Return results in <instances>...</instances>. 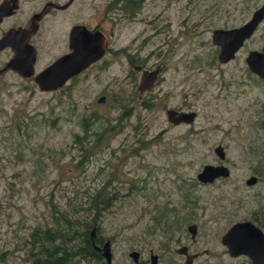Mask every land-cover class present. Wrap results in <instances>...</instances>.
Listing matches in <instances>:
<instances>
[{"label": "rangeland", "instance_id": "rangeland-1", "mask_svg": "<svg viewBox=\"0 0 264 264\" xmlns=\"http://www.w3.org/2000/svg\"><path fill=\"white\" fill-rule=\"evenodd\" d=\"M110 1L82 0L73 7L84 11L80 21L112 29V50L121 51L107 71L88 72L76 86L53 94L38 92L13 73L0 77V264H29L24 244L32 230L52 227L50 203L85 215V192L111 173L117 201L97 229L112 240V264H128L130 251L144 242L160 246L161 232L150 233L162 225L165 209H176L165 211L170 220L188 210L196 215L226 210L233 218L264 204V176L256 187L245 186L254 170L264 169L259 127L264 83L243 64L249 51L264 46V20L233 62L214 64L211 43L214 30L243 25L264 0H145L134 19L118 10L107 14ZM124 50L148 57L151 67H164L163 79L141 98H152L155 106L146 110L134 101L132 115L118 120L122 131L78 166L81 155L73 140L83 135V120L96 114L100 121H114L125 112L121 107L129 97L116 105L111 96L116 83L122 98L123 89L132 90L125 81ZM10 57L1 55L0 67ZM101 95L106 102L98 104ZM166 109L194 111L197 118L191 125H170ZM33 116L40 120L36 126ZM21 121L28 134L18 130ZM137 139L152 142L132 156ZM217 145L224 148L231 175L203 185L196 175L203 166L220 163L213 152ZM185 192L196 201L195 209L185 205ZM216 216L209 226L223 225Z\"/></svg>", "mask_w": 264, "mask_h": 264}, {"label": "flooded vegetation", "instance_id": "flooded-vegetation-1", "mask_svg": "<svg viewBox=\"0 0 264 264\" xmlns=\"http://www.w3.org/2000/svg\"><path fill=\"white\" fill-rule=\"evenodd\" d=\"M4 1L10 0H0V5ZM12 1V5H15L16 9L13 10L11 15L3 17L0 21V39L3 38L11 30H27L30 32L28 45L32 47L36 54L34 77L52 66L63 56L68 55L72 52V50L70 49L69 37L71 31L76 26H83L90 35L95 36V38H99V41L94 40V44L91 45L90 50H92L94 47L95 50L101 48L103 46V42L101 41L102 38L104 40L106 48L104 49L105 53L100 60L90 64L80 74L70 78L63 87L53 92H41L40 90H38L33 83V76L30 79H23L18 73L7 70L0 74V77L6 73H13L19 76L22 80L30 82L40 93H61L62 91L69 90L70 88L76 86L79 83V79L83 76H86L88 72L97 70L107 71L113 64L114 59H117V54L121 50H112V46L110 44V41L114 37L112 29H110L109 32H106V30L99 23L80 21L79 18H84V11L75 12L73 10V7L82 0ZM130 1H132L133 3H137L141 8L145 2V0ZM123 3L124 0H111L106 6V13H114L116 10L121 12ZM140 9L138 10V12L140 11ZM138 12L134 14L133 10L130 9L126 14H123L122 12L121 13L124 16H128L127 18L134 19ZM71 21L74 22L71 23ZM98 33H100L101 35H98ZM247 42H245L241 50L244 48ZM263 47L264 46H262L260 50L254 51L262 52ZM215 49V53L217 56L219 50L217 47H215ZM241 50H239V52ZM124 51L125 55H123V57L127 58L126 67L128 68V70L126 71L125 81H128V83L132 85V90L128 93L127 90L123 89L127 96L125 98H122L120 96L121 90L117 89L116 83L114 85L115 90L111 95L113 102H115L116 105H119L120 99L121 101H124L129 96L134 97V95L135 100L137 99L135 102H138L141 106L144 100H151L150 102H152V98L144 100H142L141 98H143V95L145 93L151 91L154 86L163 79L162 74L164 72V67L162 65L157 66H160L161 69V72L158 75L157 82L150 90H147L144 93L140 94V92L138 91V86L142 78V71H152L157 67H151V64H149V58L146 57L145 60L142 59L140 52H138L136 55L135 53H130L129 50ZM4 53L11 54V57L8 59V61L13 57L11 48H5L4 50H2L0 52V56ZM238 53L230 62H233L237 58ZM105 57L111 58L110 60H104ZM246 57L244 58L243 64L247 68ZM7 62H5L2 67H0V70L5 67ZM259 80L262 81L261 79ZM101 98H104L103 103L106 102V96L101 95V97H99V99L97 100L98 104H103L99 102ZM132 103L133 102L129 103V101H127V103L125 104V112H130V116L133 113L131 106ZM142 108L144 109V106ZM261 111L264 117L263 105H261ZM219 164L221 163H214V165ZM259 168L255 170L257 172H253L250 176L257 179L255 184L247 185L246 182L250 178L249 177L245 181L246 187H256L261 180L260 178H263L262 171H260ZM221 180L226 179L220 178L215 180V182L211 184L203 185L216 184ZM172 211L175 212L176 209L166 210V212L168 213H171ZM223 212L225 214H223ZM215 213H217L218 216H216ZM240 213L245 214V212L242 211ZM212 216L222 218L221 222L223 223V225L209 226V224L213 221L211 219ZM205 217H207V219H204ZM238 223H249L250 226L238 230L237 232H232L228 236L229 231ZM93 229H95L94 233H92ZM156 231H160L161 235L164 236L165 239L160 243V246L156 249L151 247L148 248L150 243L144 242L142 246L134 248L130 251V253L128 254V257L130 259L128 264H264V204L256 210L249 211L247 214H245L244 217H240L238 215L231 218L226 210L215 212L211 211L199 215H196L193 210H188L187 213H185L184 215H180L176 220H170L169 216L166 214V217H164L163 219L162 225H160V227L158 226L157 228H153L150 234H153ZM88 234L92 246V251L96 256L98 263L93 260H89V258L86 257L83 252H80V264H109L107 263L106 258L103 256V252L101 251L103 245L107 241H109L110 243V264H112L114 259V253L112 251V240L102 238V236L100 235V230L97 229V225L88 229ZM257 234H261L260 236L263 240L262 256L260 258L257 257L256 253V243L258 242ZM92 236H94L93 242L91 241ZM223 239L227 243H223ZM93 243L96 247L99 248V250H96ZM144 252H148L147 258H144ZM131 254H133L134 256L131 257ZM121 264L125 263L121 262Z\"/></svg>", "mask_w": 264, "mask_h": 264}, {"label": "water", "instance_id": "water-1", "mask_svg": "<svg viewBox=\"0 0 264 264\" xmlns=\"http://www.w3.org/2000/svg\"><path fill=\"white\" fill-rule=\"evenodd\" d=\"M12 0L4 1L0 5V21L3 17L11 15L13 10L16 9L15 5H12ZM264 20V4L255 10L251 18L243 25L232 29H216L212 32L211 43L217 47L219 52L217 55L218 63L227 64L235 55L241 50L245 42L250 40L257 28ZM98 35H101L98 33ZM30 32L27 30H11L3 38L0 39V52L5 48H11L13 57L6 63L5 67L0 70V74L9 70L18 73L23 79H30L34 77V65L36 62V54L31 46L28 45V38ZM95 38L89 34V32L83 26H76L70 33L69 43L72 52L63 56L57 60L52 66L34 77L33 83L41 92H53L60 89L65 83L72 78L80 74L90 64L100 60L105 53V44L103 38V46L98 50L95 47L90 50L92 44H94ZM85 45V46H84ZM98 54V55H97ZM246 65L250 73L258 77L264 82V47L262 52L251 51L246 57ZM160 66L155 70H143L142 78L138 86L140 94L147 90H150L157 82L158 75L160 74ZM100 103L104 102V98H101ZM165 117L170 125L177 126L179 124L191 125L197 118V113L194 111H176L173 109L165 110ZM214 155L220 161L219 165L207 164L203 166L201 171L196 175L198 182L202 184H211L215 180L230 177V169L224 165L226 160V153L223 146L217 145L214 150ZM255 177H250L247 180V185H253L256 182ZM250 226L249 223H238L228 233V236L232 232H237L245 227ZM95 228V227H94ZM95 229L92 230V233ZM258 235V242L256 243L257 257L262 256L263 240L261 234ZM94 236L91 237L93 242ZM223 243H227L222 241ZM96 250H99L95 246ZM258 250V251H257ZM103 256L106 258L107 263L111 262L110 243L107 241L101 250ZM134 256L133 254L130 255Z\"/></svg>", "mask_w": 264, "mask_h": 264}, {"label": "trees", "instance_id": "trees-1", "mask_svg": "<svg viewBox=\"0 0 264 264\" xmlns=\"http://www.w3.org/2000/svg\"><path fill=\"white\" fill-rule=\"evenodd\" d=\"M141 7L137 3L130 0H124L121 12L126 14L130 9L136 14ZM215 57V56H214ZM217 61V56L214 59V64ZM212 63V62H211ZM212 64V65H214ZM129 103L136 101L135 95L129 96ZM149 110L154 107V102L144 100L142 107ZM122 110L125 111V105H122ZM129 118L130 112H122L121 116L114 121H100L96 114H91L88 119H84L81 126L83 135H75L73 144L80 150L81 160L79 165L83 164L96 150L103 147L107 140L118 135L122 131V126L118 120L124 117ZM40 120L33 116V126L38 125ZM52 125L55 120H52ZM264 132V120L259 126ZM19 131L27 132L28 125L21 121V126H18ZM152 141L137 139V145L131 150L132 156H137L140 151H143ZM102 169V168H101ZM264 176V169L259 168ZM254 172H257L254 170ZM111 178H105L100 182L98 188L92 189L91 192L86 191V207L81 208L85 215L72 214L68 210H58L57 205L51 204L52 227L36 228L32 230L24 245H26L27 259L29 264H80L79 254L83 252L89 260L98 263L97 258L92 251V246L89 239L88 229L98 225L105 214L110 212L114 203L117 201L116 193H113V185L115 181ZM184 191H189L183 189ZM185 205L189 209H195L196 201L188 196L185 192ZM161 212L163 217L166 214ZM157 224H161L159 217L156 218ZM5 254L2 255V257Z\"/></svg>", "mask_w": 264, "mask_h": 264}]
</instances>
